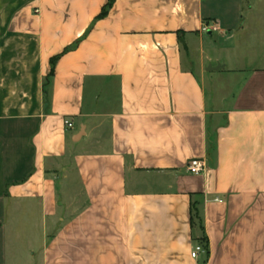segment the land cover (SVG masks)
Segmentation results:
<instances>
[{"label": "crops", "instance_id": "crops-1", "mask_svg": "<svg viewBox=\"0 0 264 264\" xmlns=\"http://www.w3.org/2000/svg\"><path fill=\"white\" fill-rule=\"evenodd\" d=\"M108 1L0 0V264H264V0Z\"/></svg>", "mask_w": 264, "mask_h": 264}, {"label": "built area", "instance_id": "built-area-1", "mask_svg": "<svg viewBox=\"0 0 264 264\" xmlns=\"http://www.w3.org/2000/svg\"><path fill=\"white\" fill-rule=\"evenodd\" d=\"M217 28L216 24H204L201 28L203 32H209ZM66 125L68 127L73 126V122L66 120ZM209 164L205 158L193 157L190 159L187 165V170L195 175H200L208 170ZM201 251H204V247L201 244H197L192 252L193 257H197Z\"/></svg>", "mask_w": 264, "mask_h": 264}, {"label": "trees", "instance_id": "trees-1", "mask_svg": "<svg viewBox=\"0 0 264 264\" xmlns=\"http://www.w3.org/2000/svg\"><path fill=\"white\" fill-rule=\"evenodd\" d=\"M115 0H109L105 5L104 7L102 8V11L101 13L98 15V18H102L104 16L107 15L110 7L113 5ZM67 51V49H66ZM60 57L59 56H56L52 59V70L50 72V74L47 76L46 78V83L49 82V80L51 79V77H53L54 75V65H55V62L56 60ZM46 94V100L48 98V93L47 91L45 92ZM199 218L198 216V211L196 209V206L194 204H192V226H195L196 225V219ZM199 242L200 244L204 247V250L208 253L209 251V241H208V238L205 236V235H202L201 239H199Z\"/></svg>", "mask_w": 264, "mask_h": 264}, {"label": "rangeland", "instance_id": "rangeland-1", "mask_svg": "<svg viewBox=\"0 0 264 264\" xmlns=\"http://www.w3.org/2000/svg\"><path fill=\"white\" fill-rule=\"evenodd\" d=\"M213 76H216L214 79H215V82H216L218 85L221 84V83H223V82H225V80H224L223 78L219 77V76L217 75L216 72L213 73ZM227 84H228V86H232V83H231V82H228ZM211 88H212V87H210V84L208 83V85H207V89H208V90H211ZM231 89H232V87H231ZM231 92H232V91L230 90L229 93H231Z\"/></svg>", "mask_w": 264, "mask_h": 264}]
</instances>
